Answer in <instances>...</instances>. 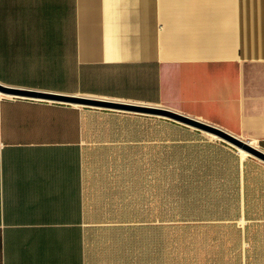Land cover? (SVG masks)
Returning a JSON list of instances; mask_svg holds the SVG:
<instances>
[{
	"label": "crops",
	"instance_id": "1",
	"mask_svg": "<svg viewBox=\"0 0 264 264\" xmlns=\"http://www.w3.org/2000/svg\"><path fill=\"white\" fill-rule=\"evenodd\" d=\"M0 82L167 108L264 151V0H0ZM161 117L0 92V264H264V161L196 128L234 158L216 177L238 207L178 219Z\"/></svg>",
	"mask_w": 264,
	"mask_h": 264
},
{
	"label": "rangeland",
	"instance_id": "2",
	"mask_svg": "<svg viewBox=\"0 0 264 264\" xmlns=\"http://www.w3.org/2000/svg\"><path fill=\"white\" fill-rule=\"evenodd\" d=\"M161 134L162 210L175 208L178 219L186 215L212 218V214L238 207L233 185L217 184L219 161L234 159L217 144L222 141L210 140L205 132L166 117H161ZM191 233L178 229V250L184 248L180 240L185 243L186 235L191 240Z\"/></svg>",
	"mask_w": 264,
	"mask_h": 264
},
{
	"label": "water",
	"instance_id": "3",
	"mask_svg": "<svg viewBox=\"0 0 264 264\" xmlns=\"http://www.w3.org/2000/svg\"><path fill=\"white\" fill-rule=\"evenodd\" d=\"M0 92L5 95L50 99V100L75 103V104H80V105H85V106L122 109V110L137 111V112H144V113H156L162 117H167L173 120H177L186 125H189V126L201 129L203 131H206L208 133L217 135L220 139H223L224 141L229 142L235 147L243 149L247 151L249 154H251L252 156L264 161V151L255 147L251 143L244 141L216 126L210 125L198 119L189 117L187 115H184L182 113H179V112L167 109V108H163V107L153 108V107L130 104V103H119V102H114V101H107L103 99H94V98L78 97V96H67V95L46 93V92H41V91H33L29 89H19V88L4 85L1 82H0Z\"/></svg>",
	"mask_w": 264,
	"mask_h": 264
},
{
	"label": "bare ground",
	"instance_id": "4",
	"mask_svg": "<svg viewBox=\"0 0 264 264\" xmlns=\"http://www.w3.org/2000/svg\"><path fill=\"white\" fill-rule=\"evenodd\" d=\"M3 94V93H2ZM216 138V137H215ZM245 150H243V152H244ZM245 152H247V151H245Z\"/></svg>",
	"mask_w": 264,
	"mask_h": 264
}]
</instances>
